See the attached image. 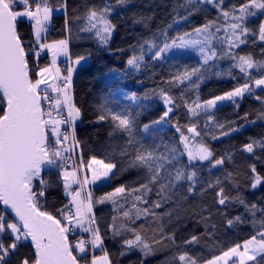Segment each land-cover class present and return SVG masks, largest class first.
<instances>
[{
	"label": "snow or ice",
	"instance_id": "obj_1",
	"mask_svg": "<svg viewBox=\"0 0 264 264\" xmlns=\"http://www.w3.org/2000/svg\"><path fill=\"white\" fill-rule=\"evenodd\" d=\"M116 3L124 5L128 0H116ZM185 4L194 7L212 5L223 18V22L208 20L194 28L192 33L185 32L173 38L171 43L167 42L166 32L162 33L165 37L162 46L155 42V38L145 40L140 45V54L131 56L127 64L140 69L145 59V45L149 52L155 50L152 60L163 59L172 49L193 48L200 54L201 67L186 68L165 83L179 85L191 81L192 77H198V82L194 85L198 88L199 81L205 79V72H211V68L201 70L209 61L225 58L232 60L234 63L231 67L237 68L243 74L244 83L211 99L200 101L197 97L190 103L184 101L190 117H198L203 113L207 115L208 123H214L211 112L217 102L230 100L237 103L235 98H242L245 94L252 95L255 89L264 91V59L257 60L251 54L237 55L232 51L246 44L250 34L257 35L259 41L264 42V20L260 21L257 31L246 24L249 17L264 16V0H244L231 8L222 7L223 0H185ZM60 7L66 10L67 0ZM52 12L49 0H0V264H8L9 257L16 254L23 242L29 241L33 251L31 255L20 258L18 264H111L108 251L103 249L104 238L93 211L95 204L106 202L113 205L116 213L112 216L108 230L114 237L121 236L124 232L132 234L130 238L122 241L124 250L121 255L138 249L147 257L156 251L153 245H160L165 241L175 244V236H164L162 228H152V231L160 235V239H154L149 244L142 235V232L148 230L145 224L137 229L130 227L129 222L135 224L142 218L147 221L148 217L158 222L161 217L155 209L172 201L173 197H178L174 201L177 204L180 200L187 199V196L179 192L183 182H189L187 194L194 193L197 183L196 161H207L212 168H216L225 163V157L215 158L213 151L197 139L201 137V132L196 123L185 126L190 135L185 134L179 124L174 125L180 134L179 145L183 146V151L176 144L146 146L135 134L139 113L133 115L126 107L114 110L105 101L98 106L100 112L96 122H111L109 137L113 140L119 137L122 141L113 143L111 151H118L126 159L124 171L136 170L138 177L136 186L122 184L94 200L87 186L102 178H110L109 174L113 173L117 165L93 156L87 165L81 157L77 166L73 159L74 150L80 147L75 134V123L81 117V109L73 103L72 78L76 65L86 57L77 56L73 60L69 53L68 39L43 42L42 33L47 32ZM111 12L112 8L107 5L99 9L89 8L84 16L86 25L81 31L94 32L99 43L106 45L116 27L108 18ZM24 18L31 23L35 45L38 46L34 49L35 55L39 57L41 51L47 50L51 58L47 66H37L35 78L29 65V50L26 49L17 28L18 21ZM68 24L66 14L65 29L70 31ZM221 32L223 35H218ZM213 40L221 45L220 52L213 47ZM60 56L68 59L67 75H64L57 62ZM253 69L258 76L249 71ZM214 74L217 77L222 75L219 71ZM228 75L231 76L232 73L229 71ZM158 95L166 110L152 124L164 122L176 106V98L169 91L160 89ZM130 99L135 101L137 97L133 94ZM256 99L264 103V97L257 95ZM258 118L264 119V112L259 113ZM150 127V124H144L139 131L147 133ZM216 127L222 129L224 125L216 123ZM228 134L220 133L221 136ZM212 138L218 137L214 135ZM256 147L264 149V140H253L244 144L243 151L253 153ZM184 155L187 156L188 163L180 165L179 158ZM226 156L231 159L230 154L226 153ZM53 171H58L56 181L46 175ZM81 172L85 173L83 179ZM88 172L91 173V181L88 179ZM251 172V187L255 189L264 183V177L257 173L254 165L251 166ZM231 177L232 173H228L225 179ZM219 183L217 180L216 184ZM58 185H62L67 203L62 204L55 212L46 210L49 190ZM212 187L213 184H208V188ZM153 191L158 199L150 202L148 197ZM216 196L219 205H225L229 200L223 187L216 192ZM121 200L124 203H120ZM239 203L255 216L257 205L249 206L244 200ZM260 211L264 212V209ZM166 215L171 216L172 212ZM202 219L206 221L207 218ZM239 222H243L242 218L236 216L228 219L227 225L232 227ZM253 223L256 221L253 220ZM259 223L261 230L255 235L244 240L242 244L237 243L220 255L205 260L204 264H259L258 257L264 260V219ZM77 233L83 235H78L73 241L70 237ZM197 243L199 237L196 235L184 241L186 245ZM98 248L103 250L102 255L94 254V250ZM90 251L93 254L89 260ZM174 259H178L180 264H199L197 258L187 251L178 253Z\"/></svg>",
	"mask_w": 264,
	"mask_h": 264
},
{
	"label": "trees",
	"instance_id": "obj_2",
	"mask_svg": "<svg viewBox=\"0 0 264 264\" xmlns=\"http://www.w3.org/2000/svg\"><path fill=\"white\" fill-rule=\"evenodd\" d=\"M64 2L65 0H49V5L53 10L60 9L62 13L51 17L43 42L51 43L54 40L68 39L72 59L74 60L77 56H84L88 59L87 65L75 69L72 78L73 103L81 109L80 121L75 123V134L80 142L79 158L80 160L81 157L83 158L85 165L93 156L106 163L111 162L117 165L107 183L87 186L94 200L122 184L136 186L135 181L138 177L136 170L124 171L126 159L122 158L118 151H111L113 143H122L119 137L115 140L109 137L111 122H96V117L100 112L98 106L108 98L115 99L121 108L130 109L133 115L139 113L135 134L146 146L176 144L183 151L182 145H179L180 134L174 125L179 124L182 131L187 134L185 126L196 123L201 132L198 140L213 151L215 158L225 157V163L216 168H212L209 162L196 163L197 183L194 193L188 195L186 190L189 182H183L179 192L187 196V199L180 200L177 204L174 201L178 197H173L172 201L155 209L154 211L161 217L158 222L152 217H148L147 221L142 218L135 224L129 222L130 227L137 229L141 224H145L148 230L142 232V235L149 244H152L154 239H160V235L152 231V228H162L164 236L169 234L175 236V244L165 241L163 244L153 245L156 251L147 257L138 249L121 255L124 250L122 241L130 238L132 234L124 232L121 236L114 237L108 230L109 224L112 223V216L116 214L113 211V205L110 202L95 204L93 211L104 238L103 249L108 251L111 264H180L179 260L174 257L184 251L195 256L199 264H204L205 260L220 255L237 243L242 244L244 240L260 231L259 221L264 219V212L260 211L264 209V183L255 189L251 187L253 176L251 166L254 165L257 173L264 177V149L256 147L253 153H248L243 151V145L253 140H264V119L258 118L259 113L264 112V103L256 99L257 95L264 97V91L255 89L254 94H245L244 97L235 99L237 103L230 101L216 106L211 112L214 123H208L207 115L203 113L198 117H190L184 107V101L187 100L190 103L197 97L200 101L211 99L244 83L243 74L237 68L231 67L234 63L232 60L225 58L209 61V64L203 66L201 70L211 68V72H205V79L199 81L198 88L194 86L198 82V77H192L191 81L179 85L165 83L171 77L185 71L186 68L201 67V57L195 49L161 61L152 60L143 52L145 59L139 70L131 69L127 64L131 56L140 54V45L145 40L155 38L156 41L164 43L165 37L161 34L166 32L167 42L171 43L173 38L185 32L192 33L194 28L208 20H218L222 23L223 18L219 16L217 9L207 4L194 7L185 4V0H128V3L124 5H118L116 0H67L65 10L60 7ZM243 2L244 0H223L221 6L231 8L232 5H239ZM106 5L112 8L108 18L116 27L108 43L101 45L94 32H82L81 28L86 25L84 16L89 8L99 9ZM189 12H192V15H189ZM66 14L70 31L65 29ZM181 17L187 18L181 19ZM261 20H264V16L249 17L246 24L257 31ZM17 28L25 42L26 49L29 50V65L33 69L35 78L34 73L37 66L44 67L50 63L48 55L42 52L39 57L35 55L34 49L38 47L34 42L30 22L20 20ZM218 35L222 36L223 32ZM213 47L218 52L221 51V45L215 40H213ZM262 49H264V42L259 41L257 35L250 34L246 44L232 51L237 55L251 54L255 59L261 60L264 59ZM217 71L222 75L217 77L214 74ZM229 71L232 73L231 76L228 75ZM249 71L258 76L256 70ZM63 73L65 75V71ZM160 89L169 91L176 98V106L173 107L170 117L159 124L164 130H153L147 137H144L143 131L139 129L144 124L154 125L152 122L166 110L158 95ZM133 94L137 97L135 101L130 99ZM216 123L223 124L224 127L218 128ZM229 129H236V131H229ZM221 132L229 134L221 136ZM214 135L218 138L213 139ZM226 153L231 155V159H228ZM179 160L180 165L188 163L185 155ZM228 173H232V177L225 179ZM46 175L56 181L58 171L46 173ZM217 180L220 181L218 185ZM210 183L214 187L208 188ZM221 187L224 188V194L229 197L225 205L217 203L216 192ZM148 199L150 202L158 199L155 191L149 194ZM240 200H244L249 206L257 205L255 216L239 203ZM64 203H67V199L64 196L62 185L50 188L45 203L46 210L55 212ZM120 203L124 201L121 200ZM170 211L172 215H166ZM236 216H240L243 222L229 227L227 220L234 219ZM202 218L207 219L205 221ZM253 220L256 223H253ZM78 235L83 234L77 233L76 236L70 238L74 241ZM192 235L199 237V243L184 244V241ZM32 251L31 244L23 242L16 254L9 257L8 264H18L20 258L31 255ZM96 253L103 254V250H94L95 255ZM92 254L93 251L89 252V260ZM257 259L259 264H264V260L259 257ZM249 264H254V262H249Z\"/></svg>",
	"mask_w": 264,
	"mask_h": 264
},
{
	"label": "rangeland",
	"instance_id": "obj_3",
	"mask_svg": "<svg viewBox=\"0 0 264 264\" xmlns=\"http://www.w3.org/2000/svg\"><path fill=\"white\" fill-rule=\"evenodd\" d=\"M60 13H62V10H60V9L53 10V12H52V16H53V15H56V14H60ZM52 16H51V17H52ZM49 23H50V22H49ZM42 37H43V33H42ZM155 42H156L159 46H162V45H163V43H160V42L156 41V39H155ZM192 49H193V48H185V49H179V48H176V49H172V50L169 51V53H167V54L164 56L163 59H160L159 61H161V60H168V59H170V58L173 57V56H176V55H180V54L186 53V52H188V51H190V50H192ZM41 52H42V53H45V54L48 55L49 62H50L51 58H50L49 54L47 53V50H43V51H41ZM144 53H145L146 56L152 58V56H153L154 53H155V50H153L152 52H149L148 49H147V45H145V46H144ZM57 61H58V62H60V61H64V62H66V61H68V59H67V57H65V56H60V57L57 58ZM87 64H88V59H85V60L81 61V63H80L79 65H76V67L85 66V65H87ZM141 64H142V63H141ZM129 67H130V66H129ZM130 68H131V69H135V68H132V67H130ZM62 70L65 71V75H67L66 68H63V67H62ZM109 79H110V78H109ZM237 98H238V97H237ZM237 98H235V99H237ZM227 102H230V100L219 101V102H217V106L220 105V104H222V103H227ZM107 103H108V106L112 107L114 110H119V109L121 108V105H120L115 99L108 98V99H107ZM214 109H215V108H214ZM212 110H213V109H212ZM79 121H80V118L76 121V123L79 122ZM153 130H158V131H159V130H164V128L161 127V125H159V124H158V125H157V124L151 125V127L149 128V130H148L147 133L143 132V136H144V137H147V136L149 135V133H150L151 131H153ZM187 135H190V134L187 133ZM197 139H198V138H197ZM182 147H183V146H182ZM185 156H186V155H185ZM186 158H187V156H186ZM206 162H207V161H204V162L196 161L195 164H196V163L203 164V163H206ZM111 174H112V173H110L109 176H110ZM87 176H88L89 181H91V173H90V172L87 173ZM81 179H82V176H81ZM107 182H108V178H102L101 180H98V181H96L95 183H90L88 186H90V185H103V184H105V183H107ZM95 250H99V248H98V249H95ZM96 255L99 256V255H102V254H101V253H96Z\"/></svg>",
	"mask_w": 264,
	"mask_h": 264
},
{
	"label": "built area",
	"instance_id": "obj_4",
	"mask_svg": "<svg viewBox=\"0 0 264 264\" xmlns=\"http://www.w3.org/2000/svg\"><path fill=\"white\" fill-rule=\"evenodd\" d=\"M43 38H44V33H43ZM67 65H68V61L65 62L62 66H63V68H67ZM69 143H71V140L69 141ZM73 159L75 160L76 165L79 166V163H80L79 148H76L74 150ZM81 176H82V179H83V172H81ZM90 252H92V251H90Z\"/></svg>",
	"mask_w": 264,
	"mask_h": 264
},
{
	"label": "crops",
	"instance_id": "obj_5",
	"mask_svg": "<svg viewBox=\"0 0 264 264\" xmlns=\"http://www.w3.org/2000/svg\"><path fill=\"white\" fill-rule=\"evenodd\" d=\"M22 20H25V21H27V19L26 18H24V19H22ZM49 24V23H48ZM34 42H35V40H34ZM38 47V46H37ZM58 62V61H57ZM64 63V61H60V62H58V64H59V66L61 67V69H62V64ZM77 68V67H76ZM75 68V69H76Z\"/></svg>",
	"mask_w": 264,
	"mask_h": 264
},
{
	"label": "water",
	"instance_id": "obj_6",
	"mask_svg": "<svg viewBox=\"0 0 264 264\" xmlns=\"http://www.w3.org/2000/svg\"><path fill=\"white\" fill-rule=\"evenodd\" d=\"M2 207V206H1ZM30 244V241L28 242Z\"/></svg>",
	"mask_w": 264,
	"mask_h": 264
}]
</instances>
